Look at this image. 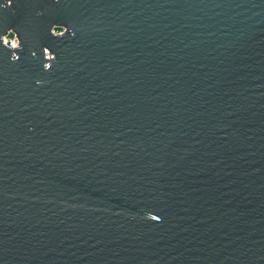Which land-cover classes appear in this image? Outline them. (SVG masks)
Listing matches in <instances>:
<instances>
[{
    "label": "water",
    "instance_id": "95a60500",
    "mask_svg": "<svg viewBox=\"0 0 264 264\" xmlns=\"http://www.w3.org/2000/svg\"><path fill=\"white\" fill-rule=\"evenodd\" d=\"M4 4L0 264H264V0Z\"/></svg>",
    "mask_w": 264,
    "mask_h": 264
},
{
    "label": "clouds",
    "instance_id": "9594fccd",
    "mask_svg": "<svg viewBox=\"0 0 264 264\" xmlns=\"http://www.w3.org/2000/svg\"><path fill=\"white\" fill-rule=\"evenodd\" d=\"M56 2L59 3L60 0H56ZM4 7L6 9L12 8L13 7V0H5ZM37 15L43 16L44 12L42 10L38 11ZM58 27L63 28V32H61L59 35H57V33L55 31ZM50 34L54 37H57V38H63L69 34L74 36L75 32L72 31L68 26L53 24L50 28ZM10 36L14 37L13 39H11V42H9ZM0 41H2V44L4 47L8 48L11 51V53H12V55L10 57L11 61H13V62L18 61L20 59L19 53H20V51L23 50L22 39H21L20 35L18 34V32L15 31L14 29L10 28L7 30L6 34L0 36ZM42 52H43L44 59L46 61V63L44 64V68H45V70H51L53 67V64L57 60V55L54 51H52L48 47H43ZM33 55H35V53H33ZM37 83H42V82L37 81ZM146 218L151 219V220L159 219L157 216L152 215V214H148V216Z\"/></svg>",
    "mask_w": 264,
    "mask_h": 264
},
{
    "label": "rangeland",
    "instance_id": "374dc122",
    "mask_svg": "<svg viewBox=\"0 0 264 264\" xmlns=\"http://www.w3.org/2000/svg\"><path fill=\"white\" fill-rule=\"evenodd\" d=\"M55 31H56V33H61V32H63V28L59 27V28H57ZM10 37H11V36H10ZM10 37H9V38H10Z\"/></svg>",
    "mask_w": 264,
    "mask_h": 264
},
{
    "label": "built area",
    "instance_id": "2783aa9c",
    "mask_svg": "<svg viewBox=\"0 0 264 264\" xmlns=\"http://www.w3.org/2000/svg\"><path fill=\"white\" fill-rule=\"evenodd\" d=\"M13 38H14V37H10V38H9V42H11V39H13Z\"/></svg>",
    "mask_w": 264,
    "mask_h": 264
}]
</instances>
